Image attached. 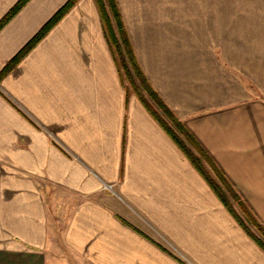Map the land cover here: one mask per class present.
Listing matches in <instances>:
<instances>
[{"label": "crops", "instance_id": "obj_1", "mask_svg": "<svg viewBox=\"0 0 264 264\" xmlns=\"http://www.w3.org/2000/svg\"><path fill=\"white\" fill-rule=\"evenodd\" d=\"M66 1L10 18L0 70ZM116 3L151 87L264 227V0ZM0 264H264L126 91L94 0L0 79Z\"/></svg>", "mask_w": 264, "mask_h": 264}, {"label": "trees", "instance_id": "obj_2", "mask_svg": "<svg viewBox=\"0 0 264 264\" xmlns=\"http://www.w3.org/2000/svg\"><path fill=\"white\" fill-rule=\"evenodd\" d=\"M28 0H18L0 19V29L14 16ZM78 0H67L25 43V45L0 70V79L20 61L70 10ZM98 10L104 36L117 66L120 81L126 91L136 94L148 112L156 119L174 142L188 157L192 165L200 172L218 198L233 215L244 231L264 250V227L255 218L248 206L240 199L222 172L215 166L210 157L197 144L192 135L178 120L173 111L166 105L158 93L151 87L133 54L126 29L116 0H94ZM126 76L129 87L125 84L122 73ZM160 111H156L154 108ZM207 165L209 170H206ZM211 170V173L209 172ZM235 204V205H234ZM255 228V232L251 230Z\"/></svg>", "mask_w": 264, "mask_h": 264}, {"label": "rangeland", "instance_id": "obj_3", "mask_svg": "<svg viewBox=\"0 0 264 264\" xmlns=\"http://www.w3.org/2000/svg\"><path fill=\"white\" fill-rule=\"evenodd\" d=\"M122 77H123V80H124V82H125V84L129 87V85H128V81H127V79H126V76L124 75V72L122 73ZM154 108H155V110L156 111H160L158 108H156V106L154 105ZM161 112V111H160ZM205 167H206V170L208 169L209 170V168H207V165H204ZM210 173H211V170L209 171ZM235 205V204H234ZM251 229H252V231H256L255 230V228L254 227H251Z\"/></svg>", "mask_w": 264, "mask_h": 264}]
</instances>
